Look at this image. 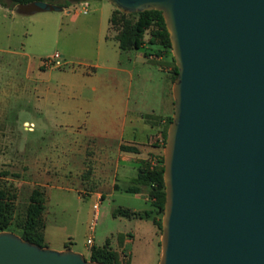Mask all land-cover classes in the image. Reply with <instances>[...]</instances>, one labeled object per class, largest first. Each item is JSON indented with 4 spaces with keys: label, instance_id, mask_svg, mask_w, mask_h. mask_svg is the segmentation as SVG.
Returning <instances> with one entry per match:
<instances>
[{
    "label": "water",
    "instance_id": "1",
    "mask_svg": "<svg viewBox=\"0 0 264 264\" xmlns=\"http://www.w3.org/2000/svg\"><path fill=\"white\" fill-rule=\"evenodd\" d=\"M107 1L160 11L176 66L157 264H264V0ZM0 264L107 263L5 230Z\"/></svg>",
    "mask_w": 264,
    "mask_h": 264
},
{
    "label": "rangeland",
    "instance_id": "2",
    "mask_svg": "<svg viewBox=\"0 0 264 264\" xmlns=\"http://www.w3.org/2000/svg\"><path fill=\"white\" fill-rule=\"evenodd\" d=\"M87 3L90 11L92 5H102L93 13L104 18L103 24L115 8L107 0H87ZM81 23L80 20L70 22L69 16L61 10L29 13L13 10L6 23L9 27L0 31V188L5 190L11 203L8 231L21 233L19 225L30 193L32 189L40 188L46 198L43 211L45 246L59 250L56 246H60L63 240L88 259L86 239L91 233L95 246L109 239L110 244L116 246V232L123 231L132 243L122 248L121 253L132 250V256L128 258L130 262L121 260L120 264H157L161 231L157 226L154 228L151 218L129 219L112 215L119 206L149 209V202L133 193L117 192L100 201L94 217L96 197L83 194L80 181L72 180L73 174L83 165L69 163L71 146L91 139L89 128L92 127L89 125L101 123V110L114 91L123 89L128 94L130 108L134 110L146 108L153 99L148 88L146 91L135 88L137 68L127 59L134 50L123 51L120 56L121 64L131 69L130 81L126 73H114L105 68L94 70L88 67L89 61H66L63 58L61 52L64 51L96 55L97 36L90 31L96 23ZM148 37L149 30H146L144 44H147ZM113 42L112 39L110 43ZM149 48L154 54L165 56V61L171 65L172 84L175 75L171 50H161L159 46ZM54 52L61 54L60 67H36ZM99 59L104 62L103 57L99 56ZM71 69L96 71V77L102 79L97 83L98 102L95 101L97 93L89 87L84 88L78 97L68 86L65 73ZM114 75L120 81L112 80ZM40 92L50 93L41 108V101L37 99ZM80 176L86 177V173L82 172ZM154 211L155 219L161 217ZM92 223L93 232L90 231Z\"/></svg>",
    "mask_w": 264,
    "mask_h": 264
},
{
    "label": "crops",
    "instance_id": "3",
    "mask_svg": "<svg viewBox=\"0 0 264 264\" xmlns=\"http://www.w3.org/2000/svg\"><path fill=\"white\" fill-rule=\"evenodd\" d=\"M101 6L100 3L92 5L91 12L89 9L90 4L86 1L85 4L73 2L67 7L62 8V13L69 16L70 22L80 20V23L92 22L93 24L94 22L97 24V26L94 24L95 27H92L93 29L90 30L94 31L97 36L96 55L86 56L76 52L70 53L64 51L61 52L63 58L66 61L74 59L89 61L87 62L89 63L88 67L94 70L105 68L114 73H126L129 75L130 81L132 78L131 69L121 64L120 56L123 51L134 50V54L127 55V59L137 68L138 77L135 80V88L138 91H146L148 88L149 96L153 99L146 108L134 110L130 108L128 94H125L123 89L122 91L119 89L118 92L114 91L113 97L107 99L109 101H107L104 109L101 110V123H94L95 125L91 123L89 125L92 127L89 128L91 139L85 143H74L71 146L69 163L83 165L81 170L73 174L72 180L80 181L83 188L82 193L93 194L99 203L102 199L112 197L117 192L124 191L133 193L137 198H143L151 206L150 187L138 181L137 177L138 173L145 167L151 169L148 162L150 157H155L159 161L162 154L163 138L161 142L155 141L154 137L156 135L162 137L165 119L172 114L171 65L168 61H165V56L153 55L152 57H146L144 52L149 48V45L146 43L139 48H120L115 38L116 31L113 32L112 30L114 29L110 26V16L114 9L111 10L108 18H106V23L103 24L104 18L94 14L95 10H99ZM83 8L87 10L86 13L82 12ZM11 13H13V9L0 5V31H4L6 27H9L7 24ZM112 39L114 42L110 43ZM99 56L104 58V62H101ZM36 67L38 69L41 68L39 63ZM65 74H67L65 76L66 83L78 94V97L81 96L84 88L89 87L97 93L95 101H99V98H97L99 96L97 83L102 79L96 77V71L89 72L87 70L79 71L71 69V71ZM112 80L120 81L115 75L112 77ZM48 95L50 93L46 92H40L37 95V99L41 101L40 108L42 107V102L48 98ZM98 114L100 116V112ZM82 172L86 173V177L80 176ZM118 209H129L132 212L145 210L119 206L112 212L114 217H127L129 219L142 218L134 215L124 216L114 214V211ZM111 236L114 235L111 234ZM116 237V246L110 244V239L98 246L105 244L120 254L122 248L124 249L126 245L132 243L126 232H116ZM65 244L66 242L62 240L60 246L56 247L59 250L71 248L78 251L69 244L65 247ZM88 246L89 251L92 246H95L93 239L92 245ZM129 251L131 258L132 250ZM128 262L130 260L124 263Z\"/></svg>",
    "mask_w": 264,
    "mask_h": 264
},
{
    "label": "trees",
    "instance_id": "4",
    "mask_svg": "<svg viewBox=\"0 0 264 264\" xmlns=\"http://www.w3.org/2000/svg\"><path fill=\"white\" fill-rule=\"evenodd\" d=\"M46 1L55 3L62 8L67 7L73 0H0V5L8 9L16 10L19 13L32 12V6L35 2ZM110 26L116 30L115 38L118 45L122 49L139 48L144 44V33L149 30V37L147 40L148 47L159 46L161 50H168L170 52L171 45L167 30L160 11L145 10L134 13H123L114 8L110 16ZM161 52V51H159ZM145 56L149 55L161 56L160 53L154 54L148 48L144 52ZM172 58V71L176 76V66ZM175 78V77H174ZM171 116L165 119V124L162 129L163 145L165 143L166 129ZM162 145V148H163ZM137 180L149 185V196L151 198V208L145 209L141 212H132L129 209H118L114 214L124 216H138L141 218H151L153 224L159 229L161 227V217L155 219L154 210L162 216L163 205L165 200L164 183H163V158L162 154L158 161V165L154 168L145 167L138 173ZM45 195L40 188L32 189L29 196V203L25 210L24 218L19 225L21 228L20 237L23 239L36 243L40 246H45L43 235V211L45 208ZM11 218V203L7 193L3 188H0V231H8ZM67 247V243L65 244ZM121 253L110 249L107 245L92 246L89 251L90 260L101 261L107 264H120Z\"/></svg>",
    "mask_w": 264,
    "mask_h": 264
},
{
    "label": "built area",
    "instance_id": "5",
    "mask_svg": "<svg viewBox=\"0 0 264 264\" xmlns=\"http://www.w3.org/2000/svg\"><path fill=\"white\" fill-rule=\"evenodd\" d=\"M87 1V0H86ZM86 1H79V2H76V3H79V4H85ZM82 12L83 13H86L87 10L85 8L82 9ZM153 55H149V57H152ZM62 65V61H61V56L58 52H54L52 55H50L49 57H46L44 59H42L40 61V67L42 68H51V67H60ZM154 140L155 141H161L162 142V137L160 135H156L154 137ZM149 166L151 168H154L156 165H158V159L155 158V157H150L149 158ZM98 207H99V201L97 200L94 204H93V209H94V217L97 216V213H98ZM94 223L91 224L90 226V231L93 232L94 228ZM92 233L87 237L86 239V243L88 245H92ZM129 258V251H124L121 253V260L123 262L127 261Z\"/></svg>",
    "mask_w": 264,
    "mask_h": 264
}]
</instances>
